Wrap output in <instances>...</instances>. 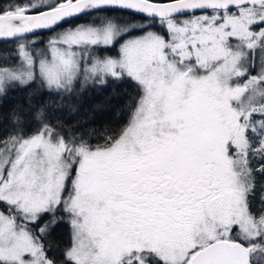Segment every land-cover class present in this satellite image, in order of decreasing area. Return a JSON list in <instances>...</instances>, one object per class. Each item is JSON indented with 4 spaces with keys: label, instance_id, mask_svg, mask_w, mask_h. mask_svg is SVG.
Instances as JSON below:
<instances>
[{
    "label": "snow or ice",
    "instance_id": "snow-or-ice-1",
    "mask_svg": "<svg viewBox=\"0 0 264 264\" xmlns=\"http://www.w3.org/2000/svg\"><path fill=\"white\" fill-rule=\"evenodd\" d=\"M0 44V264H264V0H4Z\"/></svg>",
    "mask_w": 264,
    "mask_h": 264
},
{
    "label": "trees",
    "instance_id": "trees-1",
    "mask_svg": "<svg viewBox=\"0 0 264 264\" xmlns=\"http://www.w3.org/2000/svg\"><path fill=\"white\" fill-rule=\"evenodd\" d=\"M4 0H0L3 3ZM9 45L0 44V47H8ZM115 91L117 95H112L113 86H101L99 89L88 90L85 94H82L81 98L73 103L76 106V111L69 113L68 107L65 106L63 109L56 110V115L66 120L68 123H74L77 119H86L89 112L92 111L95 105L103 104L106 105L105 111L97 118L98 121L111 122L113 126H118L126 122V116L121 111L125 101L126 95L123 93L127 92L132 94L133 90L126 84H116ZM110 97V99H109ZM27 104L26 93L22 90L14 92L6 101L3 102L0 111L5 113L9 112L15 104ZM70 229L68 226H64L60 229V234L67 239Z\"/></svg>",
    "mask_w": 264,
    "mask_h": 264
}]
</instances>
